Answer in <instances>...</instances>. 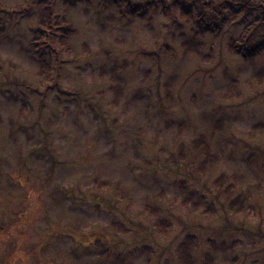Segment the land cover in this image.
Instances as JSON below:
<instances>
[{"label": "rangeland", "instance_id": "374dc122", "mask_svg": "<svg viewBox=\"0 0 264 264\" xmlns=\"http://www.w3.org/2000/svg\"><path fill=\"white\" fill-rule=\"evenodd\" d=\"M52 2L71 32L42 31L41 76L37 0H0V264H264V50L230 48L264 0L216 34L196 27L200 3L140 17L122 2ZM199 136L217 156L206 172ZM228 184L245 193L238 212Z\"/></svg>", "mask_w": 264, "mask_h": 264}, {"label": "trees", "instance_id": "16d2710c", "mask_svg": "<svg viewBox=\"0 0 264 264\" xmlns=\"http://www.w3.org/2000/svg\"><path fill=\"white\" fill-rule=\"evenodd\" d=\"M53 0H37L36 7H37V18L38 21L36 26L31 28V34L35 33V36L29 41L30 44V52L34 54H38L40 57L42 56L41 47L45 45L43 39L38 41L39 37L42 35V31L47 33L48 38L57 37L59 41L67 38L71 32V27L69 26L68 22H65L64 17H58L51 8ZM82 1H96V0H64V5L68 6L69 4H78ZM109 2H122L126 5L127 11L130 14H136L140 17H145L147 7L150 5H156L161 8L164 13H169L173 9H180L181 13L184 15H188L191 8L197 7L200 3L201 5V12L196 13V27L204 28L209 30L212 33H217L220 28V25L231 17L233 18L237 15L241 9L246 6L250 5L249 2L251 0H243L242 2L232 1V0H221V2L216 1H203L200 0H191L190 2H180L178 0H149L145 2L143 5H139L140 3L133 2L132 0H108ZM219 2V3H218ZM236 2V3H235ZM257 5V4H256ZM192 6V7H190ZM259 6V5H258ZM220 7V9H219ZM150 23H146L149 26ZM244 29L247 31V34L242 33L238 38V43H232L230 46L231 54H237L244 59L253 58L264 49V40H256L255 37L257 35L262 34L264 35V10H261V14L259 18L256 19L254 22L245 21ZM3 30L0 27V31ZM253 42L254 45L251 46H243L242 43L244 42ZM183 52L186 54L188 53H197L198 46L192 43V40H188L182 43ZM185 54V55H186ZM40 62V69L41 73L39 75L44 76L49 68V62L46 58H41ZM255 77L261 78L264 77V69L259 70ZM118 95H116L117 98ZM262 126V127H260ZM255 128L261 129L264 132V123L256 124ZM208 141V140H207ZM207 141L202 137L199 136L198 138L192 140V145L195 148L201 160L198 164V171L206 172L212 165L217 161V156L211 152L210 146ZM225 175L220 174L218 177L215 178L214 184L219 186L222 181L224 180ZM181 184V182H179ZM223 184V183H222ZM183 185V183H182ZM183 187V186H181ZM234 186L232 184H228L222 188V193L226 196V210L231 212H238L243 208V199L245 196L244 192L238 193L234 197H230L231 192L233 191ZM194 198H197L196 195L193 193L187 194V197L183 199V203L191 204V208L193 210L197 209V202L194 201ZM193 239L190 236H186L183 240V243L190 245V241ZM185 255L179 254L181 259H185L188 257L187 252L185 251ZM180 259V261H181ZM182 262V261H181Z\"/></svg>", "mask_w": 264, "mask_h": 264}]
</instances>
